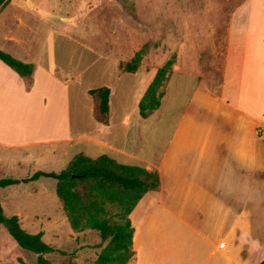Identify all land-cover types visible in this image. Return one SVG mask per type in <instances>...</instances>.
<instances>
[{
    "label": "crops",
    "instance_id": "1",
    "mask_svg": "<svg viewBox=\"0 0 264 264\" xmlns=\"http://www.w3.org/2000/svg\"><path fill=\"white\" fill-rule=\"evenodd\" d=\"M29 3L8 0L0 9V19L10 12L18 26L27 27L16 14L22 11L47 31L44 38L26 41L0 23V51L34 66L25 79L0 60V177L59 173L79 154L105 155L159 174V189L147 193L130 216L134 229L141 205L147 223L172 222L169 233L144 235L143 254L136 249L135 229L132 264L264 261V136L257 135H264V0L243 1L247 32L237 40L235 80L229 74V49L219 93L213 94L209 71L208 85L200 82L201 46L178 42L161 107L148 119L139 115V103L156 72L149 73L144 64L135 73L124 72L117 57L84 46L50 24L55 19L65 25L67 18L49 11L42 14L47 21L40 19L41 12ZM186 48L197 70L182 74L193 82L176 79ZM102 88L110 90L107 114L100 110V98L90 94ZM178 110L183 111L179 116ZM152 122L156 132L147 134ZM26 166H34L33 174L14 178Z\"/></svg>",
    "mask_w": 264,
    "mask_h": 264
},
{
    "label": "rangeland",
    "instance_id": "2",
    "mask_svg": "<svg viewBox=\"0 0 264 264\" xmlns=\"http://www.w3.org/2000/svg\"><path fill=\"white\" fill-rule=\"evenodd\" d=\"M29 1L33 9L41 12L40 17L38 16L40 19L46 20L47 17L42 14L49 11L67 18L65 25L55 19H52L50 24L53 28H64L67 36L83 43L84 46L104 55L117 57L121 60L123 68L138 52L143 51L141 66L144 64L149 73L157 72L174 55L177 56L178 42L187 43L191 47L196 43L203 49L200 61L202 84L208 85L210 72L213 94L219 93V83L226 68L225 56L229 49L232 50L229 74L232 81L235 80L236 69H233L237 63V51L241 47L237 40L247 32L242 5L244 0ZM17 12H20L16 14L26 22L27 27L18 26L12 19L13 15L8 12L9 18L8 15L2 17L6 18L5 22L0 19L1 26L2 23L7 25L4 27L6 31L11 30L26 41L41 39L47 34L43 22L29 19L22 11ZM180 69L176 79L185 78L193 82L182 74L184 69H192L193 72L197 70L193 53L188 48L183 53ZM170 94L173 95L172 88ZM187 97L190 96L185 95V98ZM167 106L170 107V103ZM179 112L183 111L178 110V116ZM166 118H173L170 108ZM154 123L148 124L147 134L156 132ZM132 148L134 150L135 146ZM32 169L34 166H26L20 169L14 178H26L33 174ZM57 169L59 167L54 168ZM2 178L4 177H0V180ZM56 186L57 181L40 178L29 186H17L11 190L0 188V203L6 216H19L24 230L31 234L43 232V240L48 245L65 253L48 256L54 264H93L101 252L102 240L97 232L72 230L63 204L56 194ZM145 218L141 205L134 213L136 249L141 254L146 233L156 234L160 229L169 233L172 225L171 220L167 218H160L157 223H147ZM36 260L37 256L21 249L6 228L0 226V264H36ZM132 263L133 260L129 264Z\"/></svg>",
    "mask_w": 264,
    "mask_h": 264
},
{
    "label": "trees",
    "instance_id": "3",
    "mask_svg": "<svg viewBox=\"0 0 264 264\" xmlns=\"http://www.w3.org/2000/svg\"><path fill=\"white\" fill-rule=\"evenodd\" d=\"M7 2L8 0H0V9ZM0 60L22 78L28 79L33 75L32 64L24 63L8 53L0 51ZM142 60L143 51H140L126 64L124 72H137ZM176 62L177 56L174 55L156 72L139 103L141 118L148 119L160 109L166 94L165 85L170 80ZM90 94L100 98V110L107 114L110 90L102 88L92 90ZM257 135L264 136L260 132ZM40 178L57 181L56 194L63 204L72 230H91L99 234L103 246L101 245V252L93 264H129L133 260L135 229L130 216L147 193L159 189L161 181L157 172L120 164L105 155L91 159L79 154L59 173L39 171L24 180L2 179L0 188L27 184ZM0 226L6 228L21 249L37 256L36 264H54L48 256L65 255L43 240V232L31 234L22 228L18 216H6L1 203ZM260 264H264V261Z\"/></svg>",
    "mask_w": 264,
    "mask_h": 264
},
{
    "label": "built area",
    "instance_id": "4",
    "mask_svg": "<svg viewBox=\"0 0 264 264\" xmlns=\"http://www.w3.org/2000/svg\"><path fill=\"white\" fill-rule=\"evenodd\" d=\"M221 247H222V248H225V244H224V243H223V244H221Z\"/></svg>",
    "mask_w": 264,
    "mask_h": 264
}]
</instances>
